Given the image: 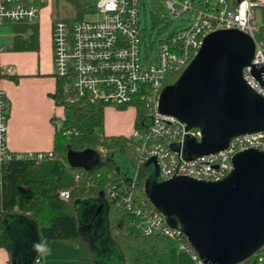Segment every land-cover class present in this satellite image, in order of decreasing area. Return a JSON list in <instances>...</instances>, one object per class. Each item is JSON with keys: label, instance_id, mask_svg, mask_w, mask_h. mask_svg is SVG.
Here are the masks:
<instances>
[{"label": "built area", "instance_id": "built-area-1", "mask_svg": "<svg viewBox=\"0 0 264 264\" xmlns=\"http://www.w3.org/2000/svg\"><path fill=\"white\" fill-rule=\"evenodd\" d=\"M84 4V17L67 20L55 19L52 27L54 75L62 82L67 100L85 98L108 106H127L145 103L151 121L144 132L135 130L140 139L138 148L141 163L155 157L159 164V180L173 176H188L198 180H220L232 169L234 155L248 148L264 151V131L235 137L229 146L215 154L187 159L185 143L189 138L200 142L201 132L188 129L177 118L161 114L158 100L165 87L167 75L181 72L202 46L210 32L225 29L243 31L255 41L252 65L244 69V79L264 97V32L258 10L264 0H164L174 17L188 14L192 24L174 32L158 45L142 47L140 27V0H65ZM51 0H0V26L30 24L41 18L42 5ZM75 6V5H74ZM76 8V7H75ZM261 20V15L259 16ZM95 18V19H94ZM153 50L154 53L148 52ZM143 50V51H142ZM262 69L258 78L253 69ZM9 102L1 87L0 70V187L1 167L13 159H38L51 152L15 153L7 144ZM60 129L62 120L55 119ZM106 153L105 148H101ZM139 180V167L131 184L107 189V197L119 199L126 209L134 207L132 189ZM62 199H68V190H61ZM135 213L143 219V230L148 235H163L180 241V248L191 252L203 264L183 232L172 227L165 216L152 204ZM264 251V249H263ZM42 262V261H41ZM37 259V263H41ZM257 264H264V254Z\"/></svg>", "mask_w": 264, "mask_h": 264}, {"label": "water", "instance_id": "water-1", "mask_svg": "<svg viewBox=\"0 0 264 264\" xmlns=\"http://www.w3.org/2000/svg\"><path fill=\"white\" fill-rule=\"evenodd\" d=\"M255 47L252 36L238 29L210 32L178 78L161 91L158 111L201 132L200 142L186 140L187 159L218 153L237 136L264 131V97L244 79ZM253 71L260 78L262 69ZM67 163L91 170L101 157L90 149L69 150ZM232 164L220 180L176 175L160 181L157 159L144 163L153 167L149 200L183 232L203 264H244L264 249V151H239ZM133 176H125L129 184ZM13 264L27 262L14 259Z\"/></svg>", "mask_w": 264, "mask_h": 264}, {"label": "trees", "instance_id": "trees-1", "mask_svg": "<svg viewBox=\"0 0 264 264\" xmlns=\"http://www.w3.org/2000/svg\"><path fill=\"white\" fill-rule=\"evenodd\" d=\"M199 3L203 0H194ZM78 17H84V4L73 3ZM260 32H264V8L260 10ZM14 40L11 50L38 48L39 23L12 24ZM181 72L167 75L165 86L172 84ZM3 77V74L1 73ZM17 79L18 77H13ZM52 98L63 108L60 129L55 127L51 156L38 159H13L1 167L0 187V246L11 250L13 231L36 236L37 247L24 260L27 264H42L50 242L62 240L80 249V264H99L94 257L90 238L81 227L80 203L91 197H100L107 215V229L116 243L123 264H200L191 252L180 248V241L160 234L148 235L143 230V219L135 213L137 208L146 210L148 198L146 179L149 173L141 163L138 151L140 139L135 130L144 132L151 118L148 106L135 102L117 109L135 108L133 132L129 135L105 133V110L109 106L77 97L67 100L62 82L57 80ZM55 117L53 118V120ZM106 149V153L101 152ZM90 149L100 154L101 164L85 170L71 168L67 152ZM117 156V157H116ZM139 167V180L132 189L131 209H126L119 199L107 197V189L126 187L125 176L132 175ZM61 190H68V199H62ZM28 229L31 231H28ZM261 251L244 264H257ZM40 259L41 263H37Z\"/></svg>", "mask_w": 264, "mask_h": 264}, {"label": "crops", "instance_id": "crops-1", "mask_svg": "<svg viewBox=\"0 0 264 264\" xmlns=\"http://www.w3.org/2000/svg\"><path fill=\"white\" fill-rule=\"evenodd\" d=\"M43 5H47V9H50L49 3ZM43 5L42 16L38 21L37 49L11 50L14 40L12 24L0 26V70L3 74L1 87L9 102L7 144L10 150L15 153L51 152L55 135L54 120L64 114L63 108L57 106L52 98V94L56 92L58 81L54 75L52 28L48 24L49 21L45 20ZM5 26H11L13 33L10 36L5 30ZM13 77L18 78L14 79ZM110 110V113L115 115L116 110ZM130 110V114H120L125 115L126 125L131 124L130 133L123 132L121 129L123 126L115 129L110 128L109 132L105 129V133L107 135L131 134L134 128L135 108L131 107ZM107 111L109 110L106 108L105 125ZM28 231L30 230L28 229ZM19 235L23 237L22 247L24 250L14 259L22 261L36 249L37 238L27 234V230L24 229L20 231ZM13 249L12 241L11 250L0 246V264H11ZM42 264H80V249L73 243L54 240L50 242Z\"/></svg>", "mask_w": 264, "mask_h": 264}, {"label": "rangeland", "instance_id": "rangeland-1", "mask_svg": "<svg viewBox=\"0 0 264 264\" xmlns=\"http://www.w3.org/2000/svg\"><path fill=\"white\" fill-rule=\"evenodd\" d=\"M49 6L50 9H47V5H43V8L45 10V20L47 22L49 21L48 24L51 28L53 27V21L55 19L72 22L76 18V8L72 3L65 0H51ZM139 14L143 49L146 48V45H158L160 40L166 39L172 33L181 31L192 24V19L188 14L174 17L164 0H140ZM259 16L260 10H258L257 17V20L260 22L261 20ZM5 28L10 36L13 33L11 26H5ZM147 51L151 52V54L154 53L153 50L147 49ZM110 109L116 110L117 114L115 113V115H112V113H110ZM130 109L131 108H129V110H123L117 109L115 106H109L107 108L109 111L106 112L105 129L108 130L107 132L111 131L110 128L115 129L116 127L119 128L120 126H123V128H121L123 132L130 133L131 124L129 123V125H126L125 115H120L130 114ZM57 119L62 120L63 115H59ZM121 129L119 130L122 131ZM145 170L150 174L153 172V167H146ZM151 183L152 179L148 176L146 184L149 190ZM102 200L103 199L97 196L91 197L90 199L80 203L79 216L81 220V227L92 242L94 257L99 264H123L117 245L110 238L108 233L106 211L102 209L101 212L97 214L99 206L103 204ZM9 235L10 236L8 237L14 245L12 252V259L14 260L15 256L17 254L19 255V253L21 254L24 250L22 247L24 242L23 237L13 231ZM13 260L11 264H13Z\"/></svg>", "mask_w": 264, "mask_h": 264}, {"label": "flooded vegetation", "instance_id": "flooded-vegetation-1", "mask_svg": "<svg viewBox=\"0 0 264 264\" xmlns=\"http://www.w3.org/2000/svg\"><path fill=\"white\" fill-rule=\"evenodd\" d=\"M149 175H153V174H149Z\"/></svg>", "mask_w": 264, "mask_h": 264}]
</instances>
